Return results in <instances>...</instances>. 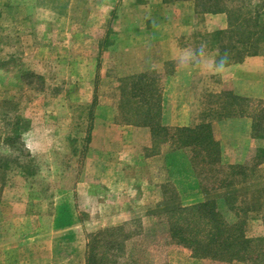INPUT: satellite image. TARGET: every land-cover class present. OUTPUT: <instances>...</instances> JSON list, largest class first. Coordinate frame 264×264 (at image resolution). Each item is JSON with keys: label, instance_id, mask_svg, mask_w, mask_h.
I'll list each match as a JSON object with an SVG mask.
<instances>
[{"label": "rangeland", "instance_id": "rangeland-1", "mask_svg": "<svg viewBox=\"0 0 264 264\" xmlns=\"http://www.w3.org/2000/svg\"><path fill=\"white\" fill-rule=\"evenodd\" d=\"M22 1V6L15 10L11 6L14 0H4L6 22L0 28V195L4 187L7 192L0 209V255L5 254L18 264L33 260L30 252L21 254L20 261L19 256L14 257L16 250L11 249L21 241L22 250L30 244L32 248L27 251L36 246L48 251L47 259L35 260L38 264H85L91 249L97 263L105 264H248L197 258L171 237L168 220L174 225L173 230H185V226L183 219L178 220L176 213L170 216L164 207L173 203L182 207L194 205L190 200L197 197L190 195L188 188L183 189L181 196L172 188L166 189L157 204L128 205L107 203L103 189L92 187L91 202L88 197L84 203L78 202V184L95 178L93 172L84 173L81 168L91 169L103 163L91 154L95 149L96 140L91 138L97 117L91 91L97 78L93 72L97 52L93 39L95 30H104V22L114 14L109 15L107 0L101 1V11L92 10L90 0L83 1L81 8L78 0H73L74 8L70 10L64 9L65 0H47L51 10L47 19L41 20L45 11L40 9L45 0ZM118 1L113 0L111 5ZM227 3L231 10L224 13L226 21L239 18L236 27L244 18V7H263L264 0ZM30 4L36 5L38 11ZM51 19L54 33L46 46L37 40L35 28L41 24L37 30L41 38L45 22ZM77 20H85V28H78ZM78 37H85V44H79L75 39ZM248 108L251 113L261 110L264 120V99L252 102ZM263 145L264 140L257 142V147ZM253 154L245 157L243 165L250 164ZM203 159L201 155L194 160L195 168H200L197 176L203 172ZM257 169L250 179L255 183L241 186L234 198L240 209L257 202L255 208L251 204L245 213L238 209V214L244 222V236L264 240V163ZM210 173L201 175L198 183H205ZM198 189L201 191V185ZM216 194L220 197L224 191ZM213 195L203 194L201 202ZM45 206L51 212H45ZM217 207L227 222L237 221L234 212L221 200ZM127 208L124 219L112 218Z\"/></svg>", "mask_w": 264, "mask_h": 264}, {"label": "crops", "instance_id": "crops-1", "mask_svg": "<svg viewBox=\"0 0 264 264\" xmlns=\"http://www.w3.org/2000/svg\"><path fill=\"white\" fill-rule=\"evenodd\" d=\"M83 1L87 0L77 1L78 8ZM101 1L90 0L92 10L101 11ZM107 2L109 15L114 17L104 22V30H95L93 72L97 78L91 90L97 117L91 138L96 140L95 149L90 152L103 163L81 168V172H93L95 178L78 184V202L84 203L87 197L91 202L92 187L103 189L107 203L157 204L168 188L179 196L188 188L190 195L197 197L190 203L201 202L198 182L201 175L210 173L208 149L196 151L192 145H183V139L188 130L210 134L217 144L218 169L243 165L245 157L259 147V140L252 136L254 113L246 111V102L251 106L264 99V52L249 56L229 53L228 45L235 37L226 34L229 23L224 13L231 10L227 0L219 12L209 7L207 0L205 4L202 0ZM22 3L14 0L11 6L17 10ZM30 5L38 11L36 5ZM41 6L45 11L41 20L47 19L51 10L48 1ZM73 6V0L63 3L64 9ZM259 9L264 11V5ZM6 10V3L0 0V28L5 27ZM45 24L41 38L37 32L41 24L35 34L46 45L52 41L55 25L52 19ZM85 24V20H77L78 28H85ZM75 39L79 44L87 41L85 37ZM194 152L204 158V169L198 176ZM210 174L205 177L206 185L215 179ZM6 193L4 187L0 209ZM128 210L122 209L112 218L124 219ZM45 212L51 208L45 206ZM16 245L11 252L16 250L14 257L19 256V261L21 254L30 252L33 260L25 264L48 258L47 250L36 246L27 251L30 244L22 250L21 241ZM81 252L83 256L84 250ZM3 255L0 264H18Z\"/></svg>", "mask_w": 264, "mask_h": 264}, {"label": "trees", "instance_id": "trees-1", "mask_svg": "<svg viewBox=\"0 0 264 264\" xmlns=\"http://www.w3.org/2000/svg\"><path fill=\"white\" fill-rule=\"evenodd\" d=\"M202 1L205 4V0ZM207 3L215 12H219L225 4L224 0H207ZM243 9L245 10L244 18L236 27L234 26L239 18L233 21L229 19L228 21L229 30L226 34L235 37V40H233L235 42L228 45V51L232 55H237L238 52L240 56L242 54L249 56L262 53L264 52V24H261V22L262 18L264 19V11H261L257 5L254 7L248 5ZM244 32L245 35H243ZM249 106V103L246 102V111L249 110ZM252 119V136L263 141L264 120H262V111L257 110L252 115ZM186 133L188 135H185L183 145H192L196 151L208 149L206 163L208 170L213 173L212 177H215V179L210 185L205 183L200 185L203 194L213 193L214 195L213 198L188 207H182L180 204H174L173 202L169 205V208L168 206L164 207L166 212L171 213L170 216L176 213L178 220L183 219V225L185 226V230L181 228L173 230L174 225H172L171 220H168L171 237L175 239L177 244L189 249L192 255L197 258L264 264V240L247 239L243 231L244 222L238 214V209L245 213L251 207V204L255 208L257 202H251L240 209L234 198L241 186L249 184L251 186L255 183L253 180V183H251L250 179L255 176L254 173L258 172V166L264 163V145L255 149L249 165H230L225 170H220L217 168V144L211 139L210 134H204L203 132L190 133L189 130ZM194 156L196 158L199 154L194 152ZM222 190L224 195L216 196V193ZM217 199L221 200L228 210L234 212L237 221L229 223L223 218L217 207L219 201ZM174 202H176L175 199ZM85 264L105 263H97L96 255L91 249Z\"/></svg>", "mask_w": 264, "mask_h": 264}]
</instances>
